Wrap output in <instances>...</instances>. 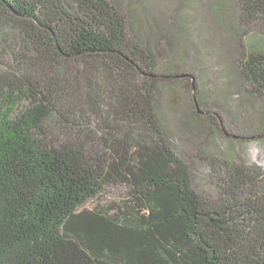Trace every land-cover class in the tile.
Instances as JSON below:
<instances>
[{
    "label": "trees",
    "instance_id": "16d2710c",
    "mask_svg": "<svg viewBox=\"0 0 264 264\" xmlns=\"http://www.w3.org/2000/svg\"><path fill=\"white\" fill-rule=\"evenodd\" d=\"M225 4L209 12L233 40L227 72L245 103L264 100V0ZM151 28L157 46L193 41ZM164 59L113 0H0V264H264V169L205 156L213 192L194 187L160 117L163 87L191 78L194 115L245 137ZM112 187L124 196L105 201Z\"/></svg>",
    "mask_w": 264,
    "mask_h": 264
},
{
    "label": "rangeland",
    "instance_id": "374dc122",
    "mask_svg": "<svg viewBox=\"0 0 264 264\" xmlns=\"http://www.w3.org/2000/svg\"><path fill=\"white\" fill-rule=\"evenodd\" d=\"M113 1L125 15L131 37L162 52L165 59L161 62V71L164 74L170 73V66H172L179 71L195 75L199 87V98L209 102L231 133L245 137L241 140L230 139L221 133L217 125L210 128L207 122L201 121L202 119L194 115L197 108L192 101L191 78L188 81L187 79L177 81L172 93L163 87L160 117L165 128L170 132L177 154L191 169L194 187L206 194L213 192V186L207 174L208 166L203 159L205 156H224L249 165H258L264 169V138H258L255 135L258 123L254 118L256 109L263 106L264 100L256 99L254 102L245 103L239 94L237 83L227 72L228 64L222 52L224 49L229 55L233 40H229L226 29L223 30L222 25L213 19L209 12L212 3L215 6L217 4L219 7L227 8L225 3L231 6L233 0H204L207 4L199 5L201 12L195 10L190 4L195 0ZM166 22L169 25L181 26L184 32H189L193 37L192 43L181 42L173 45L167 40L162 46H157L153 41L148 42L144 28L147 26L152 29V26L158 30L166 27ZM212 39L216 41L218 49ZM214 52L217 53L214 54ZM165 65L170 68L166 66L165 69ZM188 84L189 86H186ZM218 93L224 96L217 97ZM245 104L246 106L248 104L253 115L248 113L247 127L243 126V120L239 116ZM206 128H209L210 132H207ZM104 196L105 201H115L124 196V190L118 187L107 188ZM97 204L100 202L90 200L84 207L91 209Z\"/></svg>",
    "mask_w": 264,
    "mask_h": 264
},
{
    "label": "water",
    "instance_id": "95a60500",
    "mask_svg": "<svg viewBox=\"0 0 264 264\" xmlns=\"http://www.w3.org/2000/svg\"><path fill=\"white\" fill-rule=\"evenodd\" d=\"M193 92H195V86L193 87Z\"/></svg>",
    "mask_w": 264,
    "mask_h": 264
}]
</instances>
